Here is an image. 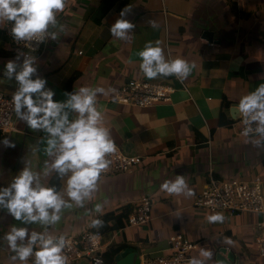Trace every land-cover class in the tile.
Here are the masks:
<instances>
[{
  "label": "crops",
  "instance_id": "1",
  "mask_svg": "<svg viewBox=\"0 0 264 264\" xmlns=\"http://www.w3.org/2000/svg\"><path fill=\"white\" fill-rule=\"evenodd\" d=\"M118 19L135 25L126 40L110 33ZM56 20L35 59L37 75L46 79V88L58 101L81 87L103 88L104 93L97 94L96 107L102 112L104 126L115 144L127 154L140 156L143 163L128 173L100 175L96 190L84 205L73 202L53 225H22L0 210V264L34 261L33 256L23 262L12 259L15 253L4 239L12 226L54 237L96 232L107 217L132 211L144 197L153 202L150 224L106 228L101 233L105 252L112 246H127L124 252L129 253L121 264H141L147 258L170 255L169 240L177 233L193 240L200 237L193 254L195 264H264L256 242L259 215L230 216L194 204L211 178L250 181L260 177L264 185V138L240 136L236 112L230 111L241 97L264 83V0H65ZM6 21H0V91L14 93L17 83L2 73L9 60L23 54L6 36ZM149 21H154L155 27ZM207 32L214 35L212 43L204 38ZM51 33L56 34L55 40ZM149 43L161 47L166 60L179 58L193 66L182 79L187 90L174 75L153 79L144 75L139 52ZM73 77L76 79L68 91L66 86ZM131 79L170 85L177 91L168 104L146 108L122 105L117 95ZM76 115L70 112L69 118ZM19 121L17 117L16 128ZM44 137L46 133L26 126L24 132L9 138L14 147L0 144V188L9 186L18 172L28 167L38 173L43 186L63 192L67 176L60 177L51 169L54 157L45 152ZM178 175L183 176L191 196L161 187ZM97 204L101 205L99 211ZM215 214L223 220L211 222L209 217ZM96 219L102 226L92 227Z\"/></svg>",
  "mask_w": 264,
  "mask_h": 264
},
{
  "label": "clouds",
  "instance_id": "2",
  "mask_svg": "<svg viewBox=\"0 0 264 264\" xmlns=\"http://www.w3.org/2000/svg\"><path fill=\"white\" fill-rule=\"evenodd\" d=\"M64 7L65 0H0V21H11L14 42L26 41L28 47L35 51L33 42L43 43L49 35V26L57 23L56 13ZM123 15L124 12L121 13ZM149 24L155 27L154 21H149ZM134 27L128 20L118 19L111 26L110 33L126 40L129 30ZM50 35L55 40L56 34ZM139 57L140 68L149 79L158 75H175L184 79L193 67L183 59L166 60L162 48L151 43L139 52ZM34 62L33 56L18 55L5 64L2 75L15 80L18 85L12 95L13 111L17 117L29 129L46 133L44 150L54 157L50 167L58 176H67L66 186L63 192L55 187H45L38 173L23 167L9 186L0 188V210H6L22 225H53L61 219L63 209L71 208L73 202L82 207L91 197L101 172L110 163L106 156L114 153L117 146L103 124L102 112L96 107L97 94L104 93V89L81 87L79 91L66 93L67 98L63 101L54 100L55 93L46 88V79L37 75ZM230 111L242 117L245 125L243 136L255 133L264 138V83L241 97ZM70 112L77 114L74 119L69 118ZM0 144L15 146L8 138L0 140ZM161 187L169 193L192 195L183 176L178 175L175 181L165 182ZM100 208L101 205L97 204L96 211ZM209 220L222 221L223 216L211 215ZM102 223L99 219L93 220L92 227L102 226ZM4 239L15 253L14 260L23 262L34 255L33 264H68L63 254L66 247L63 236L54 237L45 232L29 231L27 227L12 226Z\"/></svg>",
  "mask_w": 264,
  "mask_h": 264
},
{
  "label": "built area",
  "instance_id": "3",
  "mask_svg": "<svg viewBox=\"0 0 264 264\" xmlns=\"http://www.w3.org/2000/svg\"><path fill=\"white\" fill-rule=\"evenodd\" d=\"M11 28L12 22L6 21L4 31L13 47L23 56L29 55L36 59L47 44L49 37L46 36L43 43L33 42L35 51H32L28 47V42H14ZM174 79L178 81L182 89L187 90L182 79H178L175 75ZM176 91L177 88L170 85L131 79L121 88L116 100L122 105L146 108L170 103ZM12 95L13 93L0 91V134L4 139H9L12 134L19 132L15 126L17 115L13 111ZM244 127L241 117L237 123V132L240 136H243ZM254 135L256 134L253 133L249 136ZM116 146V151L106 156L110 163L107 169L101 172V176L128 173L142 165L143 159L140 156L127 154L119 145L116 144ZM194 204L196 207L211 212L227 213L230 216L248 213L259 215L261 220L255 227L258 234L256 242L259 255L264 258V185L260 177H255L250 181L240 177L223 181L211 178L207 188L196 197ZM152 208L153 202L150 198L144 197L139 200L128 216L126 227H144L150 224ZM109 226L114 227V222H110ZM64 238L66 247L63 254L67 257L68 264H78L85 260L91 264H104L105 246L101 233L87 231L80 235ZM198 239H200L199 236H197ZM197 240H193L183 233H177L169 240L170 255L147 258L141 264H194L193 254L199 247ZM33 258L35 259L34 255Z\"/></svg>",
  "mask_w": 264,
  "mask_h": 264
},
{
  "label": "trees",
  "instance_id": "4",
  "mask_svg": "<svg viewBox=\"0 0 264 264\" xmlns=\"http://www.w3.org/2000/svg\"><path fill=\"white\" fill-rule=\"evenodd\" d=\"M76 77H73L69 83L66 86V89L68 91H71V87L75 81ZM131 213V211L129 210L128 212L124 213L122 216L120 217H107L105 219V224L104 226H102L98 231L96 232H100L103 234V232L105 231L106 228H112V229H122L125 228L128 225V216ZM114 222L115 226L114 227H110L109 223L110 222ZM127 246L126 245H117V246H112L108 249L107 252L104 253L103 255V261L104 264H118L117 262V258L119 257V255L124 252L126 250Z\"/></svg>",
  "mask_w": 264,
  "mask_h": 264
},
{
  "label": "water",
  "instance_id": "5",
  "mask_svg": "<svg viewBox=\"0 0 264 264\" xmlns=\"http://www.w3.org/2000/svg\"><path fill=\"white\" fill-rule=\"evenodd\" d=\"M213 36H214L213 33L207 32L205 34L204 38L212 43L213 42ZM234 115H235V118H234L235 120H240L241 119V116L239 115V113L236 112ZM26 126H27L26 123L24 121L20 120L19 123H18L17 129L20 132H24L26 130ZM128 253H129V251H126L122 255H120L117 258L118 263L121 264L122 263L121 259L124 258Z\"/></svg>",
  "mask_w": 264,
  "mask_h": 264
}]
</instances>
